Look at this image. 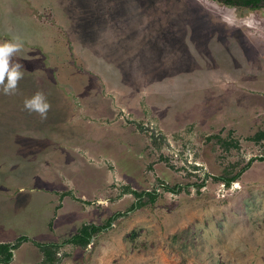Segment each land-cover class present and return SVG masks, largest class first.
<instances>
[{
    "label": "rangeland",
    "instance_id": "374dc122",
    "mask_svg": "<svg viewBox=\"0 0 264 264\" xmlns=\"http://www.w3.org/2000/svg\"><path fill=\"white\" fill-rule=\"evenodd\" d=\"M15 36L0 242L29 240L6 264H264V6L0 0ZM37 91L46 119L23 107Z\"/></svg>",
    "mask_w": 264,
    "mask_h": 264
},
{
    "label": "clouds",
    "instance_id": "9594fccd",
    "mask_svg": "<svg viewBox=\"0 0 264 264\" xmlns=\"http://www.w3.org/2000/svg\"><path fill=\"white\" fill-rule=\"evenodd\" d=\"M22 48V41L18 36L12 40L0 42V88L5 95H15L18 92L19 81L23 79L24 65L13 60L15 54ZM23 107L30 114L35 113L41 119H46L51 109L46 95L42 91L26 97Z\"/></svg>",
    "mask_w": 264,
    "mask_h": 264
},
{
    "label": "trees",
    "instance_id": "16d2710c",
    "mask_svg": "<svg viewBox=\"0 0 264 264\" xmlns=\"http://www.w3.org/2000/svg\"><path fill=\"white\" fill-rule=\"evenodd\" d=\"M216 1H219L220 3L225 5H232V6L238 5L248 8H258L264 6V0H216ZM263 135H264L263 132L254 134L253 140H257ZM234 178L235 176H232L226 179V182L228 183L232 181ZM166 189L169 191H173L172 188L166 187ZM143 193L153 194V192L150 193L145 191L136 194L137 196H139ZM108 223L109 221H107L106 224L104 225H95V224H86V223L81 224L73 235H71L69 238H66L61 243L84 246L89 243L90 238L95 232L102 230ZM28 240L29 239L25 236H18L13 244L8 242H0V264L8 263L12 256V250L15 249L20 243L26 242ZM33 244L36 245L37 248L40 250V252L44 254L45 258H49L50 256L53 257L54 254L52 251L56 252L53 248H58V245L53 243L33 242Z\"/></svg>",
    "mask_w": 264,
    "mask_h": 264
},
{
    "label": "crops",
    "instance_id": "0c3cea01",
    "mask_svg": "<svg viewBox=\"0 0 264 264\" xmlns=\"http://www.w3.org/2000/svg\"><path fill=\"white\" fill-rule=\"evenodd\" d=\"M12 257V256H11Z\"/></svg>",
    "mask_w": 264,
    "mask_h": 264
},
{
    "label": "water",
    "instance_id": "95a60500",
    "mask_svg": "<svg viewBox=\"0 0 264 264\" xmlns=\"http://www.w3.org/2000/svg\"><path fill=\"white\" fill-rule=\"evenodd\" d=\"M91 239V238H90Z\"/></svg>",
    "mask_w": 264,
    "mask_h": 264
}]
</instances>
